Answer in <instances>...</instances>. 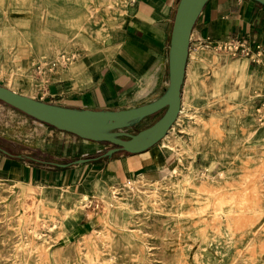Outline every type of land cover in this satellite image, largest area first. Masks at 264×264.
Segmentation results:
<instances>
[{
	"label": "rangeland",
	"instance_id": "obj_1",
	"mask_svg": "<svg viewBox=\"0 0 264 264\" xmlns=\"http://www.w3.org/2000/svg\"><path fill=\"white\" fill-rule=\"evenodd\" d=\"M132 1L4 0L0 22L6 13L11 18L7 30L27 20L34 25L52 10L59 16L54 31L65 23L82 24L87 35L76 47L58 40L61 53L78 61L76 54L83 52L97 62L103 59L98 50L110 45ZM79 19H84L83 23ZM193 53L209 54L224 66L238 64L226 74L223 91L218 92L212 85L215 66L205 67L189 59L188 70L198 76L188 87L192 90L202 79L208 86L196 95L191 92L184 109L182 103L180 123L174 125L166 142L174 151L162 149L166 165L151 169L141 184H135L134 191L125 180L106 186L100 196L86 202L64 192L57 205L40 217L36 196L28 204L9 184L0 182V264H264V141L249 142L245 123L252 112L256 118L253 128L264 126L257 112L264 100V82H258L260 67L210 48ZM0 61H4L1 69L8 72L10 62L2 49ZM39 63L34 64V71ZM35 76L42 75L35 71ZM0 83L13 89L8 74L0 76ZM158 118L147 119L135 132L150 127ZM44 137L34 133L22 113L0 104V140L4 145L10 146L12 141L45 146ZM180 139L191 146L190 153L179 146ZM65 155L78 159L74 152ZM175 166L181 168L178 178L159 183ZM115 197L121 199L120 205Z\"/></svg>",
	"mask_w": 264,
	"mask_h": 264
},
{
	"label": "crops",
	"instance_id": "obj_2",
	"mask_svg": "<svg viewBox=\"0 0 264 264\" xmlns=\"http://www.w3.org/2000/svg\"><path fill=\"white\" fill-rule=\"evenodd\" d=\"M178 2L133 0L114 31L112 42L107 46L109 51L101 55L102 60H91V67L79 79L65 77L49 81L33 94L28 92V84L17 90L10 89L34 99L39 95L37 100L43 97L47 103L93 111L127 110L157 100L164 94L169 81V41ZM233 38L264 45L263 6L250 0H211L193 30L190 54L206 48L204 44L208 39L224 41ZM3 63L0 61V68ZM257 73L258 82H264V69L258 68ZM247 76L252 77L248 71ZM22 82L28 83L29 80L25 82L23 79ZM24 116L34 133L46 136L45 146H26L57 161L51 164L21 161L10 157L0 147L3 150H0V182L9 184L28 204L33 196L38 199L44 196V204L53 209L64 192H72L80 199L82 196L95 198L106 186L131 181L167 163L160 144L142 154L120 153L110 160L101 159L61 169L56 164L95 160L109 150V146L83 140ZM66 152H74L78 159L66 156Z\"/></svg>",
	"mask_w": 264,
	"mask_h": 264
},
{
	"label": "water",
	"instance_id": "obj_3",
	"mask_svg": "<svg viewBox=\"0 0 264 264\" xmlns=\"http://www.w3.org/2000/svg\"><path fill=\"white\" fill-rule=\"evenodd\" d=\"M210 1L179 0L169 41L168 85L164 94L153 102L120 111L72 109L21 95L1 84L0 102L58 131L111 147L95 160L56 164L61 169L110 160L123 152L129 155L147 152L164 141L180 117L193 30ZM250 1L264 7V0ZM157 115L159 118L154 124L135 132L145 120Z\"/></svg>",
	"mask_w": 264,
	"mask_h": 264
},
{
	"label": "bare ground",
	"instance_id": "obj_4",
	"mask_svg": "<svg viewBox=\"0 0 264 264\" xmlns=\"http://www.w3.org/2000/svg\"><path fill=\"white\" fill-rule=\"evenodd\" d=\"M35 4H37V3H35ZM3 7H4V0H0V8H3ZM107 9L109 11V8H107ZM87 10H88V8H86L84 11H87ZM46 12H45L46 14H44V18H38L34 25L32 24L31 20H27L26 22H24V24L22 26H17V27L15 26V27H13L12 30H7V28H6V26L11 25L10 24L11 18L6 13L2 14L4 22L3 23L0 22V42H1L0 49H2L3 52L5 53V55L7 56L8 61L10 62V65H9V69L7 70L8 72H5V69L0 68V76H2L4 74H6V75L8 74L9 84L14 90H17L22 85L28 84L27 90H28V92L33 94L40 86L45 85L50 80L53 81V80L65 78V77L79 79L80 77L84 76V74L87 72L88 68L91 67V62H92L91 59H89V56L86 53L82 52V53L76 54L78 56V61L71 60L70 63L66 67L59 68L57 71H55V73H53L54 76L51 75V72H52L51 68H47L43 72V74L40 78H37L35 76V71L33 69V66L37 61H39L40 63H48V65H50L51 63H55V61L59 60L60 55H62L61 49H60L62 43H65L66 46H69V47H76L77 41L79 39H82L84 41L87 40V35L85 34V29H84V26L82 24H78V25L74 26V24L68 25L65 23L64 27L62 29H59L58 31H54L53 26L58 24L59 16L56 15V13L52 10H48ZM85 19L88 20V16L85 17ZM79 20L81 23H83V21H84V19H79ZM95 20H97V19H95ZM62 24L63 23H61V22L59 23V25H62ZM58 36L59 37L62 36L65 39H63V38L59 39ZM58 40L61 41V44L58 43L59 42ZM88 46H89L88 43H85L84 47L88 48ZM100 50H98V54L101 56L105 52L109 51V48L107 46H105L102 48L101 51ZM50 54H52V57L47 58L46 56H48ZM45 58H47V59H45ZM44 59L46 60L45 62H44ZM194 60H198L205 67L211 66V65L215 66V69L213 70V73H212L213 79H214L212 85L214 86L215 90L218 92L223 91L226 74H228V73H230V71L236 69L237 64H238L237 63L238 61H235V62H232V64H230L228 66H224V64L216 62L215 58L209 54L199 53L198 55H195L192 52L190 54V62H192ZM197 76L198 75L193 74L190 70H188L186 83H185V87H184L183 109L186 105L187 100L191 97V95H193V94L196 95L197 93L202 92L208 86L207 81L202 79L200 84L195 83L192 90H191L188 87L189 82H194L196 80ZM23 77H26L29 80V82L23 83L22 82ZM191 92L193 94H190ZM255 121H256V118H255L254 113L249 112L248 117L245 121L246 125L248 126L246 139L249 142H263L264 141V126L259 128V129L253 128ZM179 123H180V119L177 121L176 124L178 125ZM187 130L191 131V128H189ZM174 131H175V127L172 128L169 135L161 143V147L163 149L169 150V151H174V147H172L170 144L166 143L169 140L170 136L173 135ZM178 144H179V146L182 147V149L184 151H186L187 153H190L191 146L186 145V143L183 141V139H180L178 141ZM181 173H182L181 168L175 166V168H173L170 172H168L166 176L162 177V180L159 183H163V182L169 181V180L172 182L173 179L174 178L177 179L178 175ZM146 177H147L146 175H141L138 178V181H136V182L127 181L126 186L130 190L134 191L135 190V187H134L135 184H141L143 182V180H145ZM157 184H158V181H157ZM114 195H116V192H114ZM38 196H39V194H38ZM133 196H135V195H133ZM43 197L44 196H41L38 199V210L37 211H38L39 217L44 210L52 209V208H50L44 204ZM81 199L83 200V202H86L88 197L82 196ZM115 200L117 201L118 205L121 204V199L115 197ZM140 201H142V200H140ZM116 221H118V220H116ZM15 222H17V221H15ZM170 236H172V234ZM142 254H143V252H142ZM27 255L29 256V254H27Z\"/></svg>",
	"mask_w": 264,
	"mask_h": 264
},
{
	"label": "built area",
	"instance_id": "obj_5",
	"mask_svg": "<svg viewBox=\"0 0 264 264\" xmlns=\"http://www.w3.org/2000/svg\"><path fill=\"white\" fill-rule=\"evenodd\" d=\"M204 45L206 48L229 55L232 58H246L253 66L264 69V45L261 43L233 38L224 41L208 39ZM72 58V55L63 53L55 63H51L50 65L48 63H39L35 68L36 74L41 76L48 67L52 68L53 71H57L59 68L66 67ZM41 101H44L43 97ZM257 112L260 124L264 125V100L260 104Z\"/></svg>",
	"mask_w": 264,
	"mask_h": 264
},
{
	"label": "trees",
	"instance_id": "obj_6",
	"mask_svg": "<svg viewBox=\"0 0 264 264\" xmlns=\"http://www.w3.org/2000/svg\"><path fill=\"white\" fill-rule=\"evenodd\" d=\"M0 104L5 105L2 102H0ZM33 120H35V119H33ZM8 143H10V146L4 145L0 140V147H2L5 150L7 155H9L10 157H12L14 159H19L21 161H27V162H31V163L42 162V163H50L51 164V163L57 162L54 159L46 157L44 154H42L37 149L29 148L28 146L19 144L17 142L9 141ZM102 145L110 146L108 144H102ZM107 151H105V153ZM28 152H29V154L27 155ZM123 153L127 154L125 152H123ZM127 155H129V154H127Z\"/></svg>",
	"mask_w": 264,
	"mask_h": 264
}]
</instances>
